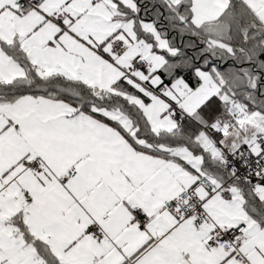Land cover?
Returning <instances> with one entry per match:
<instances>
[{
  "label": "snow or ice",
  "instance_id": "obj_1",
  "mask_svg": "<svg viewBox=\"0 0 264 264\" xmlns=\"http://www.w3.org/2000/svg\"><path fill=\"white\" fill-rule=\"evenodd\" d=\"M0 264H264V0H0Z\"/></svg>",
  "mask_w": 264,
  "mask_h": 264
}]
</instances>
